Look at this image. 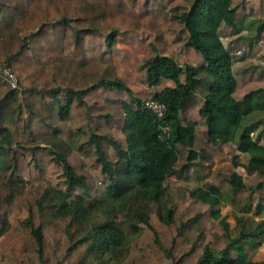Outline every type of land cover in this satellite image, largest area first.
<instances>
[{"label":"trees","instance_id":"16d2710c","mask_svg":"<svg viewBox=\"0 0 264 264\" xmlns=\"http://www.w3.org/2000/svg\"><path fill=\"white\" fill-rule=\"evenodd\" d=\"M223 26L264 31V0H0V264H264L251 255L264 244L263 198L232 225L220 187L190 189L212 211L217 227H207L181 216L167 184L207 162L204 126L214 145L248 157H234L232 189L264 190V86L236 97ZM146 34L143 99L110 55L120 37ZM149 99L165 104L162 119ZM82 154L104 178L100 195L73 162ZM25 160L38 179L22 177ZM13 207L27 215L12 217Z\"/></svg>","mask_w":264,"mask_h":264},{"label":"rangeland","instance_id":"374dc122","mask_svg":"<svg viewBox=\"0 0 264 264\" xmlns=\"http://www.w3.org/2000/svg\"><path fill=\"white\" fill-rule=\"evenodd\" d=\"M254 19L255 18L250 17V21H253ZM220 35L225 44L232 49L234 56V70L238 81L236 97L240 99L248 91L263 87L264 31L258 32L255 28L251 32H247L243 29L234 30L223 26ZM243 35H246L247 38H242ZM151 41H153V36L150 34H146L139 39L130 37L129 40L125 39L124 41L123 38L120 37L117 42V47L113 50L112 55H110V59L120 67V76H122L132 87L137 94L136 96H140L143 99L151 97L149 95L147 82H143L141 80L143 73L140 70L142 58L146 53L148 44ZM119 97L125 98V93L119 94ZM191 112L195 113L194 109H192ZM197 148L204 149L208 154L205 165L200 169L191 168L192 166H190L188 168V172L185 173L184 171H180L177 175L172 176L168 180L167 184L169 185L171 194L178 202H180L181 216L185 215L184 217L187 219L189 216L200 215V222L202 225L204 224L207 227L214 225V227H217L215 220L212 218L211 209L206 205L193 202L188 191L198 185L224 182L225 177H227L228 173L232 171L231 167L233 166V158L237 155L235 153L236 150L232 145H229L228 147H225L223 144L214 145L209 140L204 126L198 128ZM244 158H242V161ZM79 161L83 162L91 173V177L94 182L92 188L96 191L97 195H100L104 191L106 184L104 178L99 172V169L97 168L95 159L93 156L91 157L86 154H82L81 156H78L77 159L75 158L73 160L76 165H79ZM186 162L187 153L184 149H182L181 161L178 168L180 169ZM215 166L217 167L215 168ZM48 167L49 169L47 170V173L52 175H48V179L51 177L56 183L60 179L59 168L49 165ZM237 171L243 175L245 182L249 187L256 186L260 182V178L254 175H249L241 168H238ZM31 172L32 169L29 167L27 160H25L21 166L22 177L25 179L31 178V181L38 179L39 176L36 177L35 173L31 175ZM213 176L218 179L213 180V178H215ZM44 181L45 180H43V182ZM247 195L248 198H250L247 214L252 215L255 213V209L261 198H263L262 202L264 203V190L256 189L250 194V188H246L242 191V194L238 197V199L247 198ZM220 209L223 216L228 217L229 222L234 225L235 221L232 214L235 213L234 209L238 211V207L231 205V202L228 201V206L224 205ZM26 215V211L19 212V210L13 207L12 217H25ZM251 255L256 260H264V244L257 252H251Z\"/></svg>","mask_w":264,"mask_h":264},{"label":"crops","instance_id":"0c3cea01","mask_svg":"<svg viewBox=\"0 0 264 264\" xmlns=\"http://www.w3.org/2000/svg\"><path fill=\"white\" fill-rule=\"evenodd\" d=\"M220 145V144H218ZM225 147H228L229 145H224ZM233 146V145H232ZM234 147V146H233ZM235 149V147H234ZM236 150V149H235ZM235 153L239 156L240 158V161H242V158H244V160L242 161L243 162H246L248 160V157L244 154H241L239 151H235ZM235 155V157L237 156ZM217 166H215L216 168ZM238 168H241L243 169V167H238ZM237 168V169H238ZM232 171L234 169V158H233V166L231 167ZM236 169V170H237ZM244 170V169H243ZM245 171V170H244ZM238 172V171H237ZM246 172V171H245ZM247 173V172H246ZM240 174V173H239ZM230 175V173H228L227 177H225V180L224 182H217V183H209V185H215V186H218L220 187V189L224 192L225 194V198L223 200V203L222 205L220 206V208H222L224 205L228 206V201L231 202V205H235L236 207H238V211H235V213L232 214V216L234 217L236 214H238L239 210H241L243 207L247 206L250 199L248 198V195L246 196L247 198H244V199H238V197L242 194V192H237L235 190L232 189V187L230 186L229 182H228V176ZM256 176V175H254ZM215 177V176H213ZM257 177V176H256ZM218 178L215 177L213 178V180H217ZM211 180V179H210ZM239 204V205H238ZM232 207V206H231ZM234 208V207H233ZM264 216V214H263ZM229 221V220H228Z\"/></svg>","mask_w":264,"mask_h":264},{"label":"built area","instance_id":"2783aa9c","mask_svg":"<svg viewBox=\"0 0 264 264\" xmlns=\"http://www.w3.org/2000/svg\"><path fill=\"white\" fill-rule=\"evenodd\" d=\"M5 76L8 78V80L14 85H17V79L16 77L9 71L6 70L4 72ZM146 107L156 115L159 119H162L165 114V104L162 103L159 100L149 99L146 101Z\"/></svg>","mask_w":264,"mask_h":264}]
</instances>
